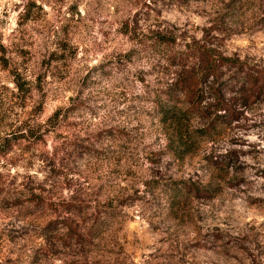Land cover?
I'll list each match as a JSON object with an SVG mask.
<instances>
[{"label": "rangeland", "instance_id": "rangeland-1", "mask_svg": "<svg viewBox=\"0 0 264 264\" xmlns=\"http://www.w3.org/2000/svg\"><path fill=\"white\" fill-rule=\"evenodd\" d=\"M140 2L137 0V3ZM18 8L19 5L16 6ZM253 8L249 0H179L178 3L177 0H152L151 4L143 3V14L136 13L133 23L125 20L124 31H117L115 39L109 36L108 42L118 44L120 37L134 39L141 46L138 54L143 57L147 52L161 66L160 72H153V75H171L157 50H152L144 42L152 30L165 27L176 39L177 48L185 41L193 45L205 42L223 55L246 62L249 67H264V55L259 54L258 43L264 39V9L256 8L254 11ZM69 10L75 12L76 6ZM39 11L34 0H29L21 28L34 16L38 19ZM153 13L157 18L165 13L172 18L149 25ZM196 19L204 21V24H195ZM141 20L148 27L143 37L140 32ZM79 27V24L75 25L77 31ZM62 33V38L57 42L62 50L60 53L47 50L37 54L34 51L36 40H30L27 31L21 35L12 60L8 59L7 51L0 47V52H4V56H0V64L14 78L11 83L19 89L12 92L4 85L0 91V130L6 132L0 137V160L4 161L0 164V168L4 169L0 171V264H57V261L59 264H136L141 256V245L147 250L153 240L158 244L170 242L173 251L165 254L163 249H157L156 253H149L151 264H166L167 259H175L177 254L180 264H226L229 255L226 249L231 241L219 225L226 223L222 220L226 212H236V193L232 189L243 192L242 186L252 183L246 176L249 168L257 176H264V169L258 170L254 165L240 160L242 155H247L259 163L261 153L255 145L249 146L247 151L242 148L229 149L225 154H218L209 146H220L225 141L228 144H247V141L231 134L242 127L239 121L248 119L245 112L264 116V112L259 111L260 106L264 105V94L257 102L242 106L243 110L240 111L236 107L240 101H235L237 96L233 94L229 105L235 108L238 119L227 125L221 134L207 140L199 138L196 148L189 153L179 157L165 146L158 158L153 154L145 155V162L154 168L167 170V173L160 171L152 182L151 200L142 197L139 191L136 199L131 200L124 196H113L110 194L117 180L132 181L141 176L139 160L135 155L127 156V153L134 151L138 142L142 143L153 130L160 133V137L154 141L156 143L161 137L169 139L174 129L160 121L152 109L155 93L129 97L128 89L117 88L115 94L109 93L107 97L103 91L97 94V88L105 83L111 84L127 67L124 64L125 54L119 51L117 55L120 60L111 58V72H106L101 83L94 86L87 105L81 93L80 102L72 101L73 107L68 110L67 116H64L63 108H58L54 119L49 121L48 129L42 126L33 128V118L45 111V105L39 104L29 112L34 92L45 93L47 100L49 93L45 92L46 88L51 91L54 85L63 87L70 78L73 85L77 83L73 73L78 51L71 43L73 24L65 25ZM197 33L203 35L197 39ZM37 35H40L38 30ZM246 36L251 38V47H247L242 39ZM190 62L193 60L190 59ZM13 63L22 65L23 73L20 67H11ZM29 72L35 73V88L26 79ZM140 83L146 84V78L141 77ZM118 102H127V107L117 110L114 106ZM89 105L96 107L90 108ZM106 107L109 111H115L122 122V126L112 127L106 138L112 160L105 159L101 154L98 160L93 155L91 161L85 162L83 157L93 152L90 141L81 143L82 137L74 140V130L80 127L78 120L86 112L96 116ZM22 116L27 118L21 122ZM72 117H77V122ZM114 119L109 117L105 123H111ZM199 121L203 123V119ZM197 122L198 118L193 119L192 126L196 127ZM261 123L264 124V121ZM257 127L260 124L251 125V128ZM24 128L28 129L27 135L23 132ZM53 132L55 138L64 143L55 153H49L45 148ZM76 149L81 150V161L74 165ZM213 161L228 168L220 170ZM38 164L41 165L39 168ZM80 164L92 171L87 187H76L79 181L69 178L72 174L82 177L78 170ZM113 164L118 166L113 167ZM101 169H104L103 175L100 174ZM34 171L45 173L44 180L39 181L34 177ZM180 174H189L186 180L191 182L209 184L216 189L214 196H188L174 201L171 199V188L178 181L176 175ZM94 182L99 184L92 187ZM145 184L149 185V182L146 180ZM69 189H73L71 196L66 195ZM16 197L20 199V204L11 205ZM249 199L252 202L246 211L257 214L264 212V202ZM137 217L143 221L142 224ZM251 230L256 231L255 225L251 226ZM261 255H264V249Z\"/></svg>", "mask_w": 264, "mask_h": 264}, {"label": "clouds", "instance_id": "clouds-1", "mask_svg": "<svg viewBox=\"0 0 264 264\" xmlns=\"http://www.w3.org/2000/svg\"><path fill=\"white\" fill-rule=\"evenodd\" d=\"M144 2L149 4L152 0H141L137 3V0H34V3L40 9L39 18L35 16L32 20L28 21L23 28H21V22L23 16L27 14V5L29 0H0V47H3L8 53V59H13V53L17 51L20 44L21 35L27 31L28 38L35 39L37 47L34 51L38 54L40 51L50 50L52 52L60 53L62 50L57 46V42L62 38V28L71 23L73 24V36L71 43L78 49L76 60L73 67L74 77L77 83L73 85L71 78L66 81L63 87L54 85L51 91L48 88L45 92L49 93L47 100H45V93L34 92V98L29 103V112L39 104L45 105V111L39 117H34L32 120V127L49 128L50 119H54V113L58 108L64 109V116L68 115V110L73 107L72 101L80 102V94H83V102L87 105L89 98L93 92L94 86L99 85L105 77V73L111 72V58L115 57L117 61L120 60V56L117 52H123L125 54L124 64L127 65L125 70L121 73L120 77L112 81L111 84L105 83L103 87L97 88L96 92L99 94L101 91L105 93V96L109 93L115 94L117 88L128 89L129 97L135 95L151 96L153 93L159 94L161 99L165 102L168 101V96L164 94L169 87L175 83L178 76L175 74L180 71L179 67L173 69V74L169 76H161L159 74L153 75V72L159 73L161 66L157 64L147 52L141 57L138 53L141 51V46L135 43L134 39L129 40L127 37H120L118 44H110L108 42L109 36L115 39L117 31H124L123 22L127 20L129 23H133L135 15L138 12L142 13V5ZM179 0H177V3ZM255 11L256 8L264 9V0H249ZM19 8L16 9V6ZM75 5L76 11L72 12L69 9ZM175 7V6H174ZM117 9L119 11H117ZM7 13V15H5ZM176 15H179L178 13ZM75 17V20L71 18ZM167 13L157 18L155 13L152 14V19L148 21L149 25H153L158 21H164L171 19ZM183 18H181L182 20ZM79 24V30L77 31L75 25ZM141 24V36L143 37L148 32V27L144 26V21H140ZM195 24L203 25L204 21L200 19L195 20ZM37 30L40 35H37ZM107 33V35H105ZM151 34V33H149ZM163 35H168L167 27L162 31ZM197 39H199L203 33H197ZM246 41V46L251 47V38L246 36L242 38ZM41 41L44 43L42 44ZM260 45V53L264 55V39L258 41ZM255 51V50H254ZM0 56H4V52H0ZM37 55V60H39ZM19 59V57H17ZM11 67H20L23 73V66L13 63ZM131 77V79H129ZM146 78V84L140 83V78ZM14 78L8 75V72L3 70L2 64H0V91L3 90L2 86L7 85L12 92H18L19 89L11 83ZM26 79L30 81L33 88H35V73L29 72L26 74ZM147 89V91L145 90ZM54 96L57 97L54 99ZM226 99L231 101L233 94L225 93ZM71 98V99H70ZM215 103V99H205L201 105L203 109L208 108L211 104ZM90 108H95V105H89ZM117 110L120 108H126L127 102L116 103L114 106ZM152 109L155 108L153 104ZM237 110H243L241 105H237ZM260 112H264V105L259 108ZM225 115L223 111L219 113ZM64 116L61 117L63 121ZM247 120H241L239 123L242 125L231 135L237 139L247 141V144L236 145L228 144L225 141L222 145H211L209 149H215L218 154H225L229 149H240L247 151L249 146L255 145L260 150V156L258 157L259 163L253 160L251 156L242 155L240 157L241 162L247 165H254L258 170L264 169V116L257 115L255 112H245ZM109 117H115L111 123H105ZM23 118L22 116L21 122ZM74 122H77V117H72ZM14 122H16L14 120ZM80 127L74 130L73 139H81V143L85 140L90 141V147L93 152L89 156L83 157L85 162L91 161L92 156L95 155L97 160L102 154L105 159L112 160V151L110 144L106 141L109 136V132L112 127L122 126L121 118L116 116L115 111H109V108H105L103 112L93 116L90 112H86L82 118L78 120ZM211 123V121H208ZM252 124H260V127L251 128ZM201 126L199 118L196 127ZM206 127V125H203ZM247 129V130H246ZM25 135L28 134V129L24 128ZM6 132L0 130V137L4 136ZM193 135H195V128H193ZM160 137V133L153 130L142 143H139L134 147V151L128 152L127 156L135 155L140 162L141 176L132 181L117 180L115 187L110 195L124 196L126 199H136L137 191L141 196H146L148 200L152 199L151 184L157 178L160 171L167 173L166 169L154 168L152 164L145 162L144 156L148 154L156 155L164 150L167 140L160 138L158 142L157 138ZM64 143L62 140L55 138V132L48 138V145L45 151L49 153H55L57 149ZM143 150V151H142ZM81 161V150L76 149V158L73 164H78ZM4 161L0 160V164ZM41 165L38 164L39 168ZM118 165L113 164V167ZM4 169L0 168V171ZM78 170L82 173L81 176L72 174L69 178L73 181H79L76 187H87V181L89 176L92 175L90 168L79 165ZM101 175L104 174V169H101ZM175 175V173H172ZM33 176L38 178L39 181H43L45 173L40 171H34ZM247 179L252 183L243 185V192H237L236 189H232V192L236 193V199L234 201L236 212L234 214L225 213L222 217L226 223H221L219 226L222 228L225 234H228L231 243L226 251L229 253L226 258V264H264V255H261L262 249H264V212L259 214L255 212L246 211L247 206L252 202L249 198H252L256 202H264V176L254 175L252 169L249 168L246 173ZM189 174L176 175L177 180L188 179ZM94 180V177H93ZM149 182V185L145 184V181ZM99 182H94L92 187H96ZM62 195L64 190L61 189ZM73 189H69L66 195L71 196ZM219 204V201L216 202ZM140 207L139 205L137 206ZM139 221V217H137ZM141 224L143 221H139ZM255 225L256 231L251 230V226ZM258 237V238H257ZM257 245L262 246L258 248ZM157 249H163L165 254L173 251L171 243L158 244L155 240L152 241L151 247L145 250L144 245H141V256L137 260L136 264H148L151 262L148 259L149 253H156ZM14 259V258H13ZM59 264V261H57ZM166 264H180L179 254L175 259H167Z\"/></svg>", "mask_w": 264, "mask_h": 264}, {"label": "trees", "instance_id": "trees-1", "mask_svg": "<svg viewBox=\"0 0 264 264\" xmlns=\"http://www.w3.org/2000/svg\"><path fill=\"white\" fill-rule=\"evenodd\" d=\"M162 31L152 30L144 42L152 50H157L160 58L166 62L169 74H173V69L177 67L180 71L175 73L178 76L175 83L164 92L168 101L165 102L155 93L152 105L155 104L153 110L160 121L174 129L166 146L181 157L196 148L199 138L207 140L221 134L227 125L238 119L225 93L236 94L234 100L240 101L243 107L260 99L264 94V67H249L246 62L223 55L205 42L193 45L185 41L177 48L176 39L171 33L165 36ZM209 98L215 99V103L203 109V101ZM221 111L225 115H220ZM195 118L203 119L198 128L191 124ZM213 164L220 170L227 167L217 161H213ZM171 190V199L175 201L188 196L212 197L216 189L209 184L182 179L175 181ZM14 200L11 205L20 204L18 197Z\"/></svg>", "mask_w": 264, "mask_h": 264}]
</instances>
